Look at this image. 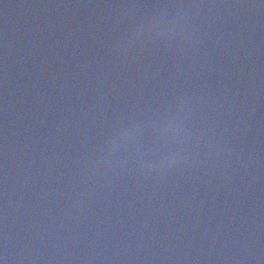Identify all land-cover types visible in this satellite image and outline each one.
Returning a JSON list of instances; mask_svg holds the SVG:
<instances>
[{"label": "water", "instance_id": "1", "mask_svg": "<svg viewBox=\"0 0 264 264\" xmlns=\"http://www.w3.org/2000/svg\"><path fill=\"white\" fill-rule=\"evenodd\" d=\"M0 264H264V0H0Z\"/></svg>", "mask_w": 264, "mask_h": 264}]
</instances>
